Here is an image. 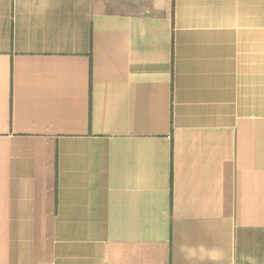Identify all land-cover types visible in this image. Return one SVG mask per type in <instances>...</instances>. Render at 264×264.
<instances>
[{
  "label": "crops",
  "instance_id": "obj_1",
  "mask_svg": "<svg viewBox=\"0 0 264 264\" xmlns=\"http://www.w3.org/2000/svg\"><path fill=\"white\" fill-rule=\"evenodd\" d=\"M0 264H264V0H0Z\"/></svg>",
  "mask_w": 264,
  "mask_h": 264
}]
</instances>
